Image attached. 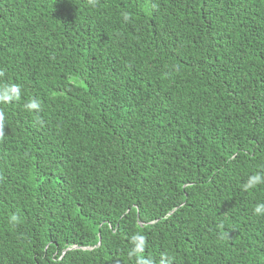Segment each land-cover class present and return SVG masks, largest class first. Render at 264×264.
<instances>
[{
  "label": "trees",
  "instance_id": "1",
  "mask_svg": "<svg viewBox=\"0 0 264 264\" xmlns=\"http://www.w3.org/2000/svg\"><path fill=\"white\" fill-rule=\"evenodd\" d=\"M12 84L0 264H264V0H0Z\"/></svg>",
  "mask_w": 264,
  "mask_h": 264
},
{
  "label": "clouds",
  "instance_id": "2",
  "mask_svg": "<svg viewBox=\"0 0 264 264\" xmlns=\"http://www.w3.org/2000/svg\"><path fill=\"white\" fill-rule=\"evenodd\" d=\"M124 20H129V15L127 13L123 14ZM21 94V88L18 84H12L10 86H5L3 89V93L0 94V101L2 102H10L14 99H18ZM29 110L38 109L39 105L35 101H32L28 103L25 106ZM3 120H4V114L3 112H0V131H2L3 126ZM264 184V172H256L252 175H250L246 182L243 184L244 190H250L255 188L257 185ZM253 212L257 216L264 215V202L257 203L253 209ZM18 220V217L16 215H13L11 217V222L15 223ZM135 239L140 242L138 246V250H142L144 237L143 236H137Z\"/></svg>",
  "mask_w": 264,
  "mask_h": 264
},
{
  "label": "rangeland",
  "instance_id": "3",
  "mask_svg": "<svg viewBox=\"0 0 264 264\" xmlns=\"http://www.w3.org/2000/svg\"><path fill=\"white\" fill-rule=\"evenodd\" d=\"M98 245H99V243H98Z\"/></svg>",
  "mask_w": 264,
  "mask_h": 264
}]
</instances>
